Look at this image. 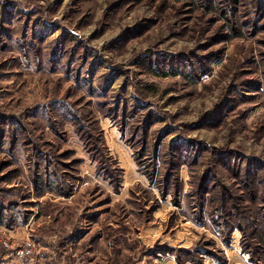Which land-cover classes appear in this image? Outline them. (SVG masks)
I'll return each instance as SVG.
<instances>
[{"label": "rangeland", "instance_id": "374dc122", "mask_svg": "<svg viewBox=\"0 0 264 264\" xmlns=\"http://www.w3.org/2000/svg\"><path fill=\"white\" fill-rule=\"evenodd\" d=\"M0 264H264V0H0Z\"/></svg>", "mask_w": 264, "mask_h": 264}, {"label": "built area", "instance_id": "2783aa9c", "mask_svg": "<svg viewBox=\"0 0 264 264\" xmlns=\"http://www.w3.org/2000/svg\"><path fill=\"white\" fill-rule=\"evenodd\" d=\"M25 252H26V253H29V252H30V249H28V250H25Z\"/></svg>", "mask_w": 264, "mask_h": 264}]
</instances>
